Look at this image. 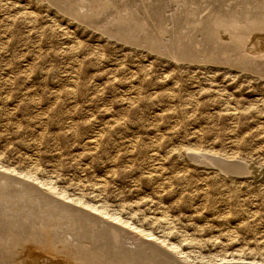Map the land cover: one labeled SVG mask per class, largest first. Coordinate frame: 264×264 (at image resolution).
Wrapping results in <instances>:
<instances>
[{
  "label": "rangeland",
  "instance_id": "374dc122",
  "mask_svg": "<svg viewBox=\"0 0 264 264\" xmlns=\"http://www.w3.org/2000/svg\"><path fill=\"white\" fill-rule=\"evenodd\" d=\"M86 1L62 0L86 18L77 21L46 0H0V170L36 173L104 205L178 245L161 247L189 264H264V57L227 58L214 42L222 31L237 38L240 30L245 40L262 32L264 0ZM162 9L173 11L174 26ZM155 25L173 26L175 36L189 30L197 43L172 48L186 61L163 54L169 36L161 39ZM105 27L126 38L103 36L97 28ZM200 34L211 40L199 44ZM213 160L249 173L228 174Z\"/></svg>",
  "mask_w": 264,
  "mask_h": 264
},
{
  "label": "bare ground",
  "instance_id": "6f19581e",
  "mask_svg": "<svg viewBox=\"0 0 264 264\" xmlns=\"http://www.w3.org/2000/svg\"><path fill=\"white\" fill-rule=\"evenodd\" d=\"M47 1L51 2L60 12L69 15L70 17L74 18L77 21H83V19H86L83 15H81V13H79V11L74 10L75 6L74 7L73 6L67 7V5L65 4L66 2L63 3L64 0H63V2H62V0H46V2ZM65 1H67V0H65ZM79 1H86V0H79ZM139 1L141 2V0H139ZM170 1H173V0H170ZM89 2H91V1H89ZM161 2L162 1H159L157 3H161ZM74 3H77V6H79V7L82 6V4L78 3L77 1L76 2L74 1L73 5H74ZM144 3H145V1H144ZM162 3H164L163 6H165L166 1H163ZM198 3L200 4V2H198ZM107 4H106V6H107ZM133 4H132V6H134ZM136 4H137V2H136ZM142 4H143V1H142ZM147 4H148V2H147ZM172 4H173V2H172ZM181 4H183V3H181ZM196 4L197 3H195V7H197ZM222 4H223V2H222ZM244 4L245 3L243 2V5ZM252 4H253V2H252ZM92 5H93V3H92ZM102 5H103V3H102ZM127 5H128V0H127ZM127 5H124V6L127 7ZM154 5H157V4H154ZM154 5L151 7L152 8L155 7ZM166 5L169 6L168 4H166ZM122 6H123V4H122ZM144 6L146 7L147 5H144ZM205 6H207V5H205ZM219 6H220V4H219ZM261 6L263 7V5H261ZM79 7H77V8H79ZM85 7H86V5H85ZM94 7H96V6H94ZM115 7H117V6H115ZM171 7H173V6H171ZM175 7H173V8H175ZM178 7L175 8L176 14L179 12ZM240 7H241V5H240ZM258 7H259V5H258ZM140 8H139V11L141 10ZM143 8L144 7H142V9ZM157 8H158L157 10L159 11V7H157ZM162 8H164V7H162ZM166 8H164V10H167ZM173 8H172V10H173ZM190 8H191V6H190ZM190 8H189V10L191 11ZM198 8H199V6L197 7V9L195 8V10H198ZM200 8H204V7H202V4H201ZM228 8H227V11H228ZM186 9H188V8L186 7ZM186 9H185V11H186ZM213 9H215V8H213ZM213 9H212V12H213ZM106 10H107V8H106ZM108 10H107V12H108ZM144 10H146V12L148 13L147 9H144ZM150 10H152V9H150ZM172 10H171V12H167V11L164 12L162 9L163 13L166 14V12H167L168 14L165 15V14L161 13L162 15H165V17L168 19V21L170 20L169 24L171 22V25H172V23H173L172 21L174 19ZM249 10H250V8H249ZM111 11H112V8H111ZM115 11H116V9H115ZM160 11H161V7H160ZM169 11H170V8H169ZM181 11H183L182 8H181ZM193 11H191V13H193ZM231 11H233V10H231ZM231 11H230V13H232ZM175 12H174V14H175ZM132 13H133V11H132ZM153 13L155 14V12H153ZM210 13H211V11H210ZM101 14L102 13H100V15ZM110 14L111 13H109L108 15L110 16ZM119 14H121V13H119ZM180 14H182V13H180ZM180 14H179V16L181 17ZM106 15H107V13H106ZM143 15H145V14H143ZM158 15H160V14H158ZM186 15L188 16V13ZM225 15L224 16L222 15L224 20H225V17L228 16V15H226V16ZM234 15H236V14H234ZM239 16H238V18H239ZM241 16H242V14H241ZM102 17H103V15H102ZM102 17L100 16L101 19H102ZM119 17L121 18V16H119ZM145 17H147V16H145ZM206 17H208V16H205V18H203V16H202L201 17L202 19L200 18V20L206 19ZM218 17L220 19L222 18V17L216 15V18H213V19H217ZM242 17H245V16H242ZM109 18H108V20H109ZM135 18H132V19H135ZM148 18H149V16L147 17V20H148ZM157 18H158V16H157ZM184 18L185 17L182 16V19H184ZM257 18L259 19V17H257ZM261 18H263V16ZM129 19H130V17H129ZM143 19H144V17H143ZM175 19H177V17ZM197 19H199V18L197 17ZM227 19H228V17H227ZM152 20H153V17H152ZM159 20H160V18H159ZM161 20H163V19H161ZM200 20H199V23L202 24V21L200 22ZM240 20H242V19L240 18ZM141 21H142V19H141ZM175 21L178 24L179 23L181 24V22H182V21L178 22L177 20H175ZM187 21H188V18H187ZM204 21H205V25L207 27L209 23L206 24V20H204ZM244 21H245V19H244ZM106 22L108 24L107 20H106ZM133 22H134V20H133ZM140 22H139V24H140ZM183 22L181 25H183ZM194 22H198V21H194ZM218 22H219V19H218ZM185 23L187 26V22H185ZM159 24H161V22ZM174 24L175 23H173V26H174ZM263 24H262V26H263ZM102 25H105V23ZM132 25H130V26L132 27ZM197 25H198V23H197ZM233 25H231V26H233ZM255 25H256V23H255ZM126 26H127V24H126ZM173 26H171V27H173ZM176 26L178 27L180 25L176 24ZM186 26H185V28H186ZM200 26H202V25H200ZM262 26L260 24V28H262ZM114 27H115V25H114ZM121 27H122V24H121ZM152 27H150V28H152ZM156 27L158 29V31H157L158 34H160L159 37H162L161 39H163L165 36H169V40L171 38V44H168L169 40L167 43H164V40L166 42V38L164 40H162L164 43L162 45L163 50H164L163 54H169L175 60L186 61L188 59L187 58L188 55H186L184 51H181V49H180L179 52H176L172 48L174 46L176 47V45H178L179 47L180 46L182 47V45H185V47H187L189 45V43H191V44L197 43V40H196V42L195 41L193 42V40L191 38L192 35L189 34L190 33L189 30H188L189 33L187 32V35H186V33L185 34L183 33L180 35L176 34V36H175V32L176 31L178 32V29H176V31H173V30H171V27L168 26V27H170V30H165L167 27H165L164 30H161L159 28V26H156ZM183 27H181V28H183ZM256 27H257V25H256ZM187 28H188V26H187ZM189 28L192 29L193 27H189ZM204 28H205V26H204ZM215 28H217V25ZM251 28H252V25H251ZM97 29L99 30L98 32L102 33V35L108 34L110 36V38H112L111 36L115 37L116 34L119 35V37L126 38V33L124 31L118 32V31L111 30L108 27H105L102 29L97 28ZM119 29H120V27H119ZM210 29H212V27L211 28L209 27V33L211 31ZM223 29H224V27H223ZM237 29H239V28L237 27ZM253 29H254V27H253ZM122 30H125V28ZM180 31H181V29H180ZM194 31L195 32H193V33L198 34L200 32V29H199V32H196L195 29H194ZM202 31H203V29H202ZM204 31H205V29H204ZM231 31L233 33L234 29H232ZM248 31L250 32V30H248ZM207 33H208V31H207ZM207 33L205 32L206 35H208ZM216 33H218V32H216ZM236 33L238 34L237 38L234 34L222 31V34L219 36L221 39V42L215 36L216 39H214V42L216 41L215 44L218 45L217 48H219V47H220V49L222 48L221 51L223 54L226 55L227 58L232 57L233 55L231 54V52H233V53H238V56L241 54L242 59H246V57L248 56V60H251L248 63L252 64V63H255L258 61H261L263 63V61L260 60V57H264V30L262 32H259V33H254L252 37L250 36L251 38L249 37V40L242 39V38H245L246 36H244V34L243 35L240 34V30H239V33L238 32H236ZM138 34L136 33V35H138ZM191 34H192V31H191ZM108 35H107V37H108ZM151 35H152V33H151ZM200 35H202V34H200ZM202 36H203V37H201L202 39L200 38V41H198L199 44H202V43L204 44L208 40V38H205L204 35H202ZM116 37H118V36H116ZM197 37H199V36H197ZM185 40H189L188 41L189 43H187L188 45L186 44ZM209 40H211V39H209ZM127 41H128V39H127ZM156 41H157V39H156ZM232 41H235V43L240 45L241 47L244 46V48L238 47V45H236ZM127 43H129V42H127ZM215 44H214V47L216 46ZM141 45H143V44H141ZM211 45H213V44H211ZM203 47H205V46L203 45ZM217 48H214V50H216ZM160 50H161V48H160ZM165 50H167V52ZM168 50H169V52H168ZM194 51H195V49H194ZM186 52H188V50ZM196 52L199 53V51H196ZM206 54H207V52H206ZM226 61H227V59H226ZM232 61H233V63H235L234 60H232ZM245 62H247V61H245ZM261 65H263V64H261ZM200 156H201V154H200ZM202 156H201V158H202ZM206 158H207V156H206ZM206 158H204V159L206 160ZM208 158L211 159V157H208ZM208 158H207V161H208ZM217 159H219V158H217ZM201 161L203 162V159ZM212 162H214L215 165L220 170H222L228 174L237 173L238 175H244V174L249 173L248 170H246L245 168L241 167V165H238V164H229V163L226 164V162H224L222 160L221 161L213 160ZM2 168L4 169L5 167L0 166V169H2ZM6 169L11 171L15 175L10 174V172L8 173L7 171L5 172V170L4 171L0 170V264H189L188 262H186V260L183 261V260L178 259L177 256L169 253L168 251H165L161 247L162 245H166L167 247L172 249V251H178V245L176 246L172 243L168 244L165 240H163L159 237H156L153 234V232L147 231V230L143 229V227H141L140 225H136L129 220L123 219L119 215L118 212H109L108 209L106 208V206L87 202L83 198H77L76 199L74 196L70 195L66 189H64V188L60 189L59 187H57V185L54 184L51 179L42 180V179L38 178L37 175H35L36 173L33 174L32 172H29V173L17 172L16 170H13V169H9V168H6ZM16 174L21 176V177L25 176V177L31 178L32 180H34V182L35 181L38 182V185L40 187H44L45 190H41L37 186H32L31 184H27L24 180H22L21 178L16 176ZM66 201L75 202L76 205H81V206L78 207V206L73 205V204L66 202ZM82 207L83 208L87 207V208L91 209V211L92 210L95 211L94 213H98V215H96L92 212H88V210L85 211ZM104 217H106V218H104ZM64 220H66L67 222H64ZM115 221L120 223V225L121 224L126 225L127 227L131 228L132 229L131 232H130V230L128 232L133 233V236L131 234H129L128 232H126L128 229L125 230L123 227L116 225ZM50 223H52V224L50 225ZM122 231H124V232H122ZM144 237H147V239L148 238L156 239L158 242H160V244H159L160 246L154 244L153 242H151L147 239H145Z\"/></svg>",
  "mask_w": 264,
  "mask_h": 264
}]
</instances>
